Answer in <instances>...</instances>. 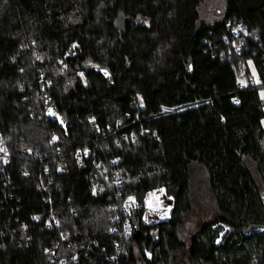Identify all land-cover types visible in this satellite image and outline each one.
<instances>
[{
	"label": "trees",
	"instance_id": "obj_1",
	"mask_svg": "<svg viewBox=\"0 0 264 264\" xmlns=\"http://www.w3.org/2000/svg\"><path fill=\"white\" fill-rule=\"evenodd\" d=\"M207 1L0 0V264H264V0Z\"/></svg>",
	"mask_w": 264,
	"mask_h": 264
},
{
	"label": "rangeland",
	"instance_id": "obj_2",
	"mask_svg": "<svg viewBox=\"0 0 264 264\" xmlns=\"http://www.w3.org/2000/svg\"><path fill=\"white\" fill-rule=\"evenodd\" d=\"M222 0H208L207 4L205 5V7L202 9L201 11V15H202V20L204 19V22L206 23H213L214 21L218 20L220 18V16L222 15ZM219 13V16L217 15H213L214 13ZM146 20L143 18H138L137 19V23H142V24H146ZM248 71H249V77L251 79V81L255 82L256 84L258 83V75L257 72L253 66V64L251 62L248 63ZM241 75V74H240ZM239 81H241L243 84L246 85L247 80L246 78L241 75L239 76ZM259 98L261 100L262 104V108H263V112H264V88L259 89ZM263 126H264V120L262 121ZM197 177V176H196ZM206 185L204 184H193L192 186V203H193V214L185 221L184 223V230H182L183 232L181 233L183 235V237H190L192 236L198 229L200 226L203 225V223L205 221H210V219H208L211 210L213 208V204L211 199L208 197L207 193H206ZM161 190L162 193H161ZM157 192L158 197L160 198V202H159V208L158 205L149 210L151 212L157 210V212L155 213V216H153V218L151 219V214L148 213L147 214V209H146V202H145V198L143 201V205L145 207V212L146 215H144V218L148 219V221H151L154 219L153 222H148V223H161L164 221H167L170 218V212H171V208H172V199L169 198L166 195L165 189H157L154 190L152 192ZM147 195V194H146ZM145 195V197H146ZM131 202L133 203L134 201L131 200ZM164 210V211H163ZM159 212V213H158ZM155 217L157 220H155ZM175 264V263H174ZM177 264V263H176Z\"/></svg>",
	"mask_w": 264,
	"mask_h": 264
},
{
	"label": "built area",
	"instance_id": "obj_3",
	"mask_svg": "<svg viewBox=\"0 0 264 264\" xmlns=\"http://www.w3.org/2000/svg\"><path fill=\"white\" fill-rule=\"evenodd\" d=\"M239 32H240V30H239L238 28H235V29H234V34H235V35H237V34L239 35V34H240ZM243 37H244L245 39L248 38L247 36H243ZM76 50H78V47H76V49L71 50V52L69 51V52L67 53L66 56H68V57H69V56H74ZM250 84H252L253 86H255L256 83L253 82V81H251ZM245 86H246L245 84H243L241 81L238 80V82H237V87H238L239 89H241V88H243V87H245ZM256 86H261V84L257 83ZM141 108H143V107H142V104H141ZM88 123H89V125L91 126V128L96 132V134H98L99 132H98V130H97V127H96L95 121H94L93 119H90ZM131 139L133 140L134 137L131 136ZM91 150H92V149L89 148V147L77 148V149L75 150V152H74L75 160H76V164H75V165H77V168H78V169H83V168L85 167V160L88 159L89 157H92V156L94 155V152L91 151ZM9 159H10V155L8 154V152H5V153L2 152V153H0V160L3 162L4 165H7ZM125 204H126V205H129V204H132V203H131V201H128V202H125ZM148 213L151 214V216H150L151 219L153 218V216H155V213H153V212H151V211H147V214H148ZM144 215H146V212L144 213ZM146 218H147V217H146ZM146 218H144V216H143V218H142V220H143L146 224H148V225H154L153 223H148V222H153L154 219L151 220V221H148V219H146ZM48 219L51 220V222H53L54 224H56V223H55V220H54V215H53L52 212H50ZM122 229L125 230V226H123Z\"/></svg>",
	"mask_w": 264,
	"mask_h": 264
},
{
	"label": "water",
	"instance_id": "obj_4",
	"mask_svg": "<svg viewBox=\"0 0 264 264\" xmlns=\"http://www.w3.org/2000/svg\"><path fill=\"white\" fill-rule=\"evenodd\" d=\"M44 100H45V101H44L45 104H47L48 101H47L45 98H44ZM47 106H48L47 108H49V109H53L52 104L49 103V105H47ZM222 236H223V235H221L220 239L222 238ZM220 239H219V242H220ZM149 251H150V252H148V253H151V251H152V247L149 249Z\"/></svg>",
	"mask_w": 264,
	"mask_h": 264
},
{
	"label": "bare ground",
	"instance_id": "obj_5",
	"mask_svg": "<svg viewBox=\"0 0 264 264\" xmlns=\"http://www.w3.org/2000/svg\"><path fill=\"white\" fill-rule=\"evenodd\" d=\"M158 208H159V205H158ZM157 210H158V209H157ZM157 210L153 211V213H156V212H157ZM163 211H164V210H163ZM158 213H159V212H158ZM155 220H157V219H156V217H155Z\"/></svg>",
	"mask_w": 264,
	"mask_h": 264
},
{
	"label": "snow or ice",
	"instance_id": "obj_6",
	"mask_svg": "<svg viewBox=\"0 0 264 264\" xmlns=\"http://www.w3.org/2000/svg\"><path fill=\"white\" fill-rule=\"evenodd\" d=\"M106 75H107V73H105ZM0 150H2V149H0ZM163 190H161V192H162ZM130 200L132 199L131 197L129 198ZM219 242V241H218Z\"/></svg>",
	"mask_w": 264,
	"mask_h": 264
}]
</instances>
